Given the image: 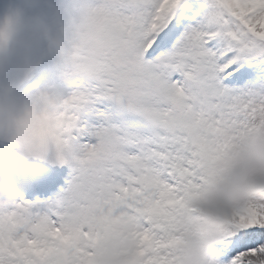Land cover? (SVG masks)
I'll use <instances>...</instances> for the list:
<instances>
[{"label": "snow or ice", "instance_id": "1", "mask_svg": "<svg viewBox=\"0 0 264 264\" xmlns=\"http://www.w3.org/2000/svg\"><path fill=\"white\" fill-rule=\"evenodd\" d=\"M0 264H189L187 218L264 129V0H20L0 17ZM203 264L264 262V190Z\"/></svg>", "mask_w": 264, "mask_h": 264}, {"label": "clouds", "instance_id": "2", "mask_svg": "<svg viewBox=\"0 0 264 264\" xmlns=\"http://www.w3.org/2000/svg\"><path fill=\"white\" fill-rule=\"evenodd\" d=\"M12 135V131L0 123V148L11 142ZM35 163L36 160L23 151L17 152L12 161L0 155V168H12L11 183L17 191L23 185L16 176ZM221 176V182L196 202V207L202 211L187 218L191 230L189 264H203L211 247L210 239L223 225L226 214L243 200L264 190V129L241 138L238 148L221 166Z\"/></svg>", "mask_w": 264, "mask_h": 264}, {"label": "rangeland", "instance_id": "3", "mask_svg": "<svg viewBox=\"0 0 264 264\" xmlns=\"http://www.w3.org/2000/svg\"><path fill=\"white\" fill-rule=\"evenodd\" d=\"M20 4V0H0V10L6 11L15 9Z\"/></svg>", "mask_w": 264, "mask_h": 264}]
</instances>
